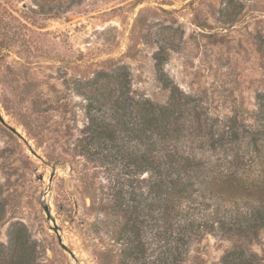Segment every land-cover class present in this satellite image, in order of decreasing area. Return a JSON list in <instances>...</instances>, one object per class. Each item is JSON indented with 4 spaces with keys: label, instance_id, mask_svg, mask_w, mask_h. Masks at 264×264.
I'll return each instance as SVG.
<instances>
[{
    "label": "rangeland",
    "instance_id": "374dc122",
    "mask_svg": "<svg viewBox=\"0 0 264 264\" xmlns=\"http://www.w3.org/2000/svg\"><path fill=\"white\" fill-rule=\"evenodd\" d=\"M38 1L61 11L12 0L0 29L12 37L0 48V109L42 157L0 122V243H8L10 225H24L37 244V264H120L122 225L102 208L117 170L75 150L87 122L76 82L126 65L136 96L166 103L159 53L165 77L199 96L211 115L256 124L264 93V0ZM141 228L151 243L149 259L165 258L172 225ZM192 232L185 233L178 264H221L234 243L218 225ZM251 249L264 264V229Z\"/></svg>",
    "mask_w": 264,
    "mask_h": 264
},
{
    "label": "trees",
    "instance_id": "16d2710c",
    "mask_svg": "<svg viewBox=\"0 0 264 264\" xmlns=\"http://www.w3.org/2000/svg\"><path fill=\"white\" fill-rule=\"evenodd\" d=\"M36 1L43 13L61 11V5ZM11 2L0 0V29L5 30L2 17ZM71 6L68 2L63 8ZM11 40L1 32L0 48ZM158 54V76L170 91L166 103L136 96L126 65L76 82L86 100L87 122L75 139V150L117 170L109 179V202L102 208L118 215L114 225H122L119 262L178 264L186 232L192 235L195 226L218 225L234 242L221 264H261L251 246L264 229V93L258 94L256 124L235 115H211L199 96L165 77ZM62 136L66 142L72 139L71 128ZM1 194L0 186V222L5 213ZM141 225H172L165 258L149 259L151 243ZM37 256L27 228L10 225L8 243H0V264H37Z\"/></svg>",
    "mask_w": 264,
    "mask_h": 264
},
{
    "label": "water",
    "instance_id": "95a60500",
    "mask_svg": "<svg viewBox=\"0 0 264 264\" xmlns=\"http://www.w3.org/2000/svg\"><path fill=\"white\" fill-rule=\"evenodd\" d=\"M0 122L9 130L11 131L13 134H15L20 140H22L28 147L29 149L35 154V155H38V157H41V155L37 152V150H35L29 139L16 127L14 126L13 124H11V122H9L8 120L5 119V116L3 115V112L1 111L0 109ZM42 158V157H41ZM54 171L52 172L51 174V177H50V181L52 180L53 176H54ZM62 245L67 248L63 243ZM72 255L74 254L72 251H71Z\"/></svg>",
    "mask_w": 264,
    "mask_h": 264
},
{
    "label": "bare ground",
    "instance_id": "6f19581e",
    "mask_svg": "<svg viewBox=\"0 0 264 264\" xmlns=\"http://www.w3.org/2000/svg\"><path fill=\"white\" fill-rule=\"evenodd\" d=\"M4 115V114H3ZM6 119V118H5Z\"/></svg>",
    "mask_w": 264,
    "mask_h": 264
}]
</instances>
